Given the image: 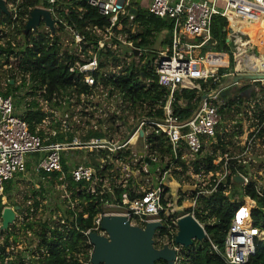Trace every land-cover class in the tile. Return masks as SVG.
<instances>
[{"label": "built area", "instance_id": "obj_1", "mask_svg": "<svg viewBox=\"0 0 264 264\" xmlns=\"http://www.w3.org/2000/svg\"><path fill=\"white\" fill-rule=\"evenodd\" d=\"M4 1L9 15L0 10V45L10 42L16 47L17 44H22L24 38V31L21 35L16 28L24 26L25 30L29 19V14L22 15L21 6L25 1L31 0ZM81 1L39 0V4L34 7L49 11L57 23L53 33L42 20L41 25L45 26V32H39L40 25L37 31L31 30L30 34L36 40L39 33L47 34L48 40L57 39L60 50L56 60L60 63L64 61L67 65L72 75V84L54 94L51 100L44 97L47 90L43 88L40 96L32 97L28 102L30 104L37 101L41 112L46 114L43 123L36 125L35 133L29 130L27 121L16 113L17 101L20 98L4 97L0 91V197L7 182L13 180L15 175L26 173L27 155L39 154L42 160L37 165L36 172L48 174L61 173L62 161L65 159L69 161V154L65 157V153L77 150L103 149L114 153L126 148L141 147L146 156H150L149 159L157 164L159 153L152 149L149 142L152 136H162L166 138L165 145L169 147L175 162L186 150L191 162L194 163L206 152L207 143L211 140L218 148L211 152L216 155L213 162L214 170L208 172L205 168L199 167V172L192 176L195 182L191 198H185L183 202V205L187 206L186 215L178 214V207L167 197L169 184L165 185L164 182L170 172V169L166 168L170 165L166 164L156 186L140 189L138 193H134V199L124 194L122 204L103 203L102 211L94 217L93 227L81 231L91 245L90 233L104 234L101 231V224L105 216H124L131 225L142 228L150 223H161L168 234H161V230L157 232V237L164 245L176 251L175 264H191L189 251L176 245L175 238L179 231L178 222L185 216H192L204 229L206 225L211 224L210 219H206L205 224L197 219L201 197L213 195L221 184H226L228 195L237 176L242 177L243 186L254 185L259 197H264V169L261 168H264V120L262 122L260 120L261 113H264V64L260 69H257L255 64L250 68L246 65L254 61V57L264 59L262 58L264 54L238 30H232L229 51L215 50L218 42L212 36L213 19L216 16L228 19L230 16L233 21L240 24L239 13L251 11L249 13L255 12L259 18L264 19V0H152L147 12L172 24L171 46L153 52L144 51L140 44L141 40L135 41L131 38L141 31L138 32L137 29L141 27L135 22L138 15L131 13L132 10H137L138 13L140 11L136 7L138 5L136 0H84L88 9H95L101 17L107 19L108 24L101 28L90 23L83 32L76 23L64 21L56 11V8H62L68 12L66 8L68 5L82 19L85 8L80 5ZM219 1H223L226 6H219ZM124 17L128 19V25L119 27V32H115L114 29ZM7 19H10V22ZM125 30H130L131 34L125 33ZM195 38L202 39V43L192 44L189 41ZM136 43L140 44L138 57L134 55ZM33 45L31 42L29 47L33 48ZM204 47L211 51L202 52L201 48ZM147 53L151 59L146 58ZM0 54V66L4 64L6 70L13 69L12 66H8L11 61L16 67L20 65L19 61L22 58L20 54L14 53L9 56L6 53ZM148 60L151 63V71L156 76L159 90L167 92L165 104L162 105L163 100H157L153 110L152 101H147L143 105H132L112 84L119 76L126 75V70L133 62L140 68L146 65ZM222 69L228 71L222 74ZM242 75L262 76L263 78L251 82L261 85L260 92L249 103L239 105L240 111L234 110L233 107L236 106L234 105L230 111L225 109L226 114H221L222 108L225 107L221 101L222 95L229 94L233 86L219 89L220 85L230 77ZM210 81L214 85L218 84L217 88L201 90L203 93L201 102L194 116L182 121L174 112L176 94L184 89H196L198 82L207 85ZM154 82L155 80L145 79L138 87L146 92ZM31 85L33 84H29V88ZM28 103L26 104L29 105ZM150 111L153 114L162 111L163 118L150 116ZM125 112L129 114L126 120ZM231 113L239 115L240 122H234ZM228 121L235 124L237 131L232 133L228 131ZM243 121H249L250 125L243 127ZM75 131L82 133L90 131L93 134L104 132V135L113 131L118 136L122 134L123 140H109L105 135L103 139L89 137L86 140L74 139L63 143L53 141L58 134L65 135ZM41 132L43 137L39 135ZM126 137L128 138L125 139ZM228 137L232 140L227 142ZM234 139L236 141H233ZM99 143H109L112 148L92 146ZM227 144L230 149L225 148L228 151L223 153L221 145L228 147ZM232 145L235 150L232 149ZM213 154H209L210 157H213ZM142 157L144 158V155ZM131 158L133 159L132 156ZM134 159H138L136 154ZM79 161H74L75 164L72 165L73 169L70 172L72 180L77 184L82 182L90 184L88 191L93 195L106 194L107 184L103 179L105 177L92 166L79 164ZM103 163L104 161L100 165V171H105ZM241 166L244 168L243 171L238 169ZM246 167L250 169L247 175ZM232 168L236 169V174L232 173ZM128 172L131 173V169L128 168ZM143 172L148 174L146 169ZM229 178L231 182L226 183ZM201 185L205 186V189L200 190ZM83 189L78 188L77 191L83 192ZM65 199L69 202L68 208L77 212L79 204L71 201L68 193L64 196ZM245 199L251 200L250 197ZM85 205L87 206V203ZM26 218H22V221H26ZM56 219L55 216L53 220ZM64 225L67 228L68 224ZM257 242H264V230L237 216L225 238L224 249L211 242L212 253L223 259L225 264H247L255 256ZM10 245L11 248L6 249L4 264H37L49 255L48 248L41 242L34 247L29 244L24 253L18 250L15 253L13 245L19 247L21 244L14 243L13 238ZM93 250V246L92 249H88L89 263ZM13 253L19 255L21 260L12 259L10 254ZM73 256L74 259H81L76 253L72 256L69 254L68 259L71 261Z\"/></svg>", "mask_w": 264, "mask_h": 264}, {"label": "trees", "instance_id": "obj_2", "mask_svg": "<svg viewBox=\"0 0 264 264\" xmlns=\"http://www.w3.org/2000/svg\"><path fill=\"white\" fill-rule=\"evenodd\" d=\"M39 0L25 1L22 8V15L26 16L29 14L30 10L36 7L39 3ZM80 5L85 8L84 13L82 14V19H80L74 12V10L67 5L66 8L68 12L64 11L62 8H56L59 16L66 22L72 24L76 23L79 30L83 32V29L88 26L90 23L97 25L101 28L107 26L108 22L106 18L101 17L95 9H88L87 2H80ZM69 8V9H68ZM140 27L141 31L138 35H132L131 38L135 41L141 40L140 44L143 48L148 47L153 44L157 34L164 29L169 30L171 35L172 24L167 21L160 19L149 12H139L136 21ZM128 25L127 18H121L119 24L114 29L115 32H119V27H125ZM256 24L252 25L255 27ZM233 30V22L230 19L223 16H216L213 19L212 25V36L218 42V51H229L231 46V33ZM24 26L20 27L18 33L23 34ZM127 34H131L130 30L124 31ZM263 32V29H260L251 34L250 42L253 43L254 40H257L259 34ZM47 34L39 33L37 40L33 38L32 34L24 35L22 44H17L16 47H13L10 42H7L5 45H0V53H6L7 56L18 53L21 55L20 65L16 69L11 70L10 78L7 80V89L6 91H1L4 97L13 96L11 90L15 89L13 85L9 83L10 80H15L17 77V71L24 77L22 84H33L35 86H40L41 90L46 88L47 93L44 96L46 99L51 100L53 95L59 93L63 89L72 84V75L69 73L68 67L64 64V61L60 63L56 60V56L59 53L60 47L56 42V38L46 39ZM172 36V35H171ZM31 38L28 42L26 39ZM172 37L163 42L164 46H171ZM33 42V48H30V43ZM1 57V54H0ZM1 61V60H0ZM1 64V68H2ZM4 70L0 69V76ZM145 74L146 80L151 81L155 80L154 83L147 89H139L138 84L143 80L142 74ZM223 74L224 71H221ZM126 75L119 76L116 82L112 84L119 90L132 105H143L147 101H152V110L154 109V104L157 100H163L162 105L165 104V98L167 92L160 91L159 85L156 80L155 74L151 71L150 61L143 67L138 68L135 62L132 63L131 67L126 70ZM1 86V82H0ZM217 85H214L211 81L205 85L202 82H198L196 89L189 90L184 89L180 93L176 94V102L174 104L175 115L178 116L182 121H187L194 116L197 111L201 97H199L201 90H204L205 87L217 88ZM30 89V88H29ZM1 90V89H0ZM31 94L34 95L32 91ZM255 96V94H252ZM257 96V95H256ZM15 97V96H13ZM255 98V97H254ZM20 100V99H19ZM22 102V101H21ZM140 102V103H139ZM21 103L17 102V105ZM29 104V103H28ZM236 103L231 101L226 108H231ZM239 104L244 105V102L240 99ZM27 111L23 114L21 112V117L27 121L29 124V130L32 133L36 131V125L43 123L46 116L45 113L41 112L39 104L37 101L31 102L26 106ZM225 107L222 108L221 114H226ZM229 110V111H230ZM149 115H154L157 118H163V112L157 111L155 114L149 112ZM261 122L264 120V113H261ZM43 137V132L39 133ZM62 133L58 134L54 142L62 141ZM105 135L96 134L92 135L90 138L103 139ZM165 137H154L150 138V144L152 149H156L164 153L165 149ZM226 145H221V150L225 152ZM92 156L89 157H101L106 158L108 154L111 153L109 150L103 149H94L92 151ZM89 154V153H88ZM126 154L129 156L130 151H126ZM165 155V153H164ZM99 157V158H100ZM214 158L208 159L210 163L206 170L213 171ZM66 161V160H65ZM68 161V160H67ZM62 166L64 171L66 170V163L62 161ZM91 166L99 171L101 175H105L104 170L100 171V164L94 162L91 163ZM200 164L196 163L195 172H199ZM239 170H244L241 166ZM232 173L236 174V169L232 168ZM48 173H43L44 177ZM53 174V173H51ZM61 173L53 174V179L57 181ZM231 178V177H230ZM228 179L226 183H230L231 179ZM66 184H68V191L70 193L71 201L79 206L77 207V212H74L68 208L69 202L66 199L60 201L57 206L58 209L63 212V218L66 220L67 228L65 225H57L51 227L50 223L47 221L41 222L38 226L40 231L36 235L41 239V242L48 248L49 255L46 256L43 260H40L37 264H91L89 263V251L92 249V245L89 244V240L85 237L81 231L86 229H91L93 227L94 217L102 211V204L109 202L112 204L120 203L122 204V198L124 194H128L131 199H134L135 195L129 192L124 188H115L114 194H104V195H93L88 191L90 184L86 182L75 183L71 176L66 177ZM63 182H61L62 185ZM226 184H221L216 193L211 196L201 197L197 210V219L201 222L202 220L210 219L212 222L209 225L205 226L208 238L205 241L201 242L199 249L189 251V259L191 264H225L223 259L218 255L212 253V243L218 245L221 249H224V242L229 232L233 220L239 216L243 221L251 223L254 227L264 230V197H259L256 192L254 185L240 186L237 184L232 185V190L227 195L229 190L225 187ZM78 188H85L83 192H78ZM8 192V188H5ZM181 198L177 197L175 200L177 207L183 204L185 198V193L181 192ZM245 197H250L252 201H255L257 208L251 210L249 202L245 201ZM87 203V206L85 205ZM36 208L39 207V203L34 205ZM5 208L3 203V196L0 197V218L2 217V212ZM78 218L82 219V224L78 223ZM12 227L7 231H0V235H7L4 243L0 245V264H4V259L6 258V249L10 246L9 239L13 235ZM1 228V225H0ZM32 224H28L24 229L25 231L32 229ZM48 234H51V237L48 238ZM161 234H168L166 228L161 231ZM17 239V238H16ZM15 241L14 243H17ZM212 242V243H211ZM78 254L81 256V259H68L69 254L74 255ZM23 264V263H20ZM158 264H165V262H158ZM247 264H264V242H257L256 253Z\"/></svg>", "mask_w": 264, "mask_h": 264}, {"label": "crops", "instance_id": "obj_3", "mask_svg": "<svg viewBox=\"0 0 264 264\" xmlns=\"http://www.w3.org/2000/svg\"><path fill=\"white\" fill-rule=\"evenodd\" d=\"M256 24H260V23H256ZM239 25H244V24L240 23ZM250 26H252V25H250ZM242 34L244 35L245 39H247L249 41L251 40V38H249V35L247 33L243 32ZM155 40H156V38H155ZM189 41L192 44L193 43H196V44L202 43V39H199V38L190 39ZM162 44H163V42L161 43V49L165 50L167 48V46H164ZM201 51L206 53L208 51H211V49H209L208 47H204V48H201ZM222 71L226 72L228 70L222 69ZM226 81L227 80H225L224 82H226ZM239 85H241V84H239ZM253 85H256L255 89H253ZM205 88L209 89L210 87H205ZM259 90L260 89L257 87V84L250 83L249 85L244 86L239 91H237L236 94H233V92L231 90L229 94H224V95H222V97H230V95H235L237 98H235V99L233 98L232 99L233 101L234 100L239 101L241 99L244 102V104H246V103H249L251 101V99H254V97H257L256 94L258 95V93L260 92ZM202 94L203 93L201 92V94H199L200 95L199 97H201ZM252 94H255V96H252ZM223 104H225V106H227V104L225 102H223ZM128 116H129V114H128ZM128 126H129V124H128ZM92 135H93V133L90 131H88V133H82V132H76V131L75 132H69V133H65V135L63 134L62 135V141H58V142L63 143L65 141H71L74 139L86 140L87 138L91 137ZM105 135L107 137H109V140H112V139L113 140H123L122 134H120V136H118L113 131L111 133H106ZM228 141L229 140H227V142ZM213 148L218 149L217 145H214V144L211 145L210 149L206 146V152L201 156V158L197 162H194V163L191 162L190 155L186 150H184L179 155L178 161L175 162L173 159V156L170 154V149L167 145H165V149H166V151L164 152L165 155H164V153H161L159 151V149L157 150L159 153L157 164L154 163L152 161V159L151 160L149 159L150 156H146V153L143 151V149L141 147H139L137 149L136 148H126L123 151H114V153L111 152L110 154H108L106 156V157H109V159L103 158V156H101V157L99 156L100 158L99 157L96 158L95 156L90 158L89 156L90 155L92 156V154H93L92 151H94V149L93 150H84L85 156L82 157L81 155H77L78 158H76V161L80 160L78 162L79 164H86L88 166H91V163H94V162L101 165L102 161H104L102 166L105 167V171H104L105 172V175H104L105 178H103V179H105L104 181L107 184V189L105 190L106 194L112 195L115 188H124V189L128 190L129 192H131L132 194H134V193L136 194L140 191V189L149 188L150 186H156L158 179H160L161 173H163L165 171L166 164H169L170 166L172 165L171 167L168 166V168H166V170L170 169L169 174H171V177H170V180L168 182L170 187L173 184L177 183V178H178V176H180L179 172H181L183 174L185 172H188L190 174V178H188V180L191 183H194L195 179L192 178V176H195L194 174H196V172H195L196 163L200 164L201 168L206 169L210 164L208 162V159L214 158V157L216 158V155L209 152L210 150H213ZM227 148L230 149V146L228 145ZM77 151H81V150H77ZM126 151H130L132 155L130 154L128 156L126 154ZM226 151H228V150H225V152ZM135 154L137 155L138 159H134ZM209 154H213V157H210ZM67 155H68V153H65V157H67ZM74 155H76V154H73V153L71 154L72 157ZM143 155H144V158L142 157ZM71 156L68 155L69 161H67V159H65L66 161L64 160V162L66 163V170L67 171H64V169H63V171L61 172V176L59 177V179L57 181H55L53 179V174H56V173L47 174L44 177V175H43L44 172L37 173L36 168H35V170L32 171L31 173H26L25 176H22V177H15L13 180H11L5 184L4 193L2 195L3 198H5L6 193H9L10 189L12 188L11 185L19 184L17 182L21 183L24 180L30 182L32 185V189L34 190L32 195L28 196V197H32L33 200H28L26 202V206H24V204H17L14 207H10L13 209H15V207H19V210L16 211V221L12 225L13 226L12 227L13 235L10 237L9 243H10V240L12 238H15V237L18 238V232H20L21 230L24 231V229L27 227L28 224L26 226H23V228L20 227L21 222L25 223V221H22V217L24 216V213L28 212L29 215L32 216L31 212L33 210H34V212H35V210H37V208L34 205H36V203H39L41 205V203L48 202L49 198L51 197V194L54 195V191H55L56 187H57V189H59V191H61L59 193V196L61 197V199L58 200L57 203H59L60 201L62 202V200L64 199V196L67 193L70 195V193L67 189L68 184L65 183L66 182L65 179L68 175H70V172L73 169V166L75 164V162H71ZM131 156L133 157V159L131 158ZM133 161H137V162H133ZM128 168L131 169V173L128 172ZM145 169L148 170V174L143 172ZM153 172L156 174V176L151 177V173H153ZM12 181H14V183H11ZM61 182H63L62 185H61ZM65 186H67V187H65ZM240 186H243V184H240ZM5 188H8V192H6ZM12 193H13V188H12ZM12 193H11V196H13ZM188 193H189V191L187 189V194H186L187 196H188ZM7 198H10V196H8ZM31 202H33V205H31ZM183 202H184V200H183ZM174 203L177 206L175 201H174ZM253 209H256V207L251 208V210H253ZM20 211H22V212L20 214H18V212H20ZM1 220H2V217H1ZM0 225L2 227V224H0ZM0 230H1V228H0ZM6 236H7L6 234L0 235V245H2L4 243ZM17 243L19 245L20 241ZM9 248H11V245L9 247H7V249H9ZM13 248L15 250V253H17V250L24 253V251L27 248V245L21 244V245H19V247H17V246L15 247L13 245ZM10 256L14 260H16V259L21 260V257L19 255H15L14 253L10 254Z\"/></svg>", "mask_w": 264, "mask_h": 264}, {"label": "water", "instance_id": "obj_4", "mask_svg": "<svg viewBox=\"0 0 264 264\" xmlns=\"http://www.w3.org/2000/svg\"><path fill=\"white\" fill-rule=\"evenodd\" d=\"M140 3V0H136ZM0 10L9 15L5 1L0 0ZM132 14L137 15V10H132ZM42 20L44 24L54 33L56 20L53 19L51 13L41 8H34L29 13V19L24 30V35L30 34L31 30L37 31L41 25ZM140 44H135L134 55H140ZM143 80L146 79L145 74H142ZM263 78L260 75H242L230 77L226 82H223L219 89L232 87L233 94H236L244 86L249 85L252 81ZM13 85V81H10ZM241 84V85H238ZM33 88V85L30 86ZM256 85H253V89ZM228 94V93H224ZM223 94V95H224ZM92 146L109 147V143H99ZM234 182L238 185L243 184L244 181L241 176L234 178ZM15 209L6 207L2 212V227L1 231H7L16 221ZM78 223L82 224V219L78 218ZM179 231L175 238L176 245L182 246L186 249L194 245V241L203 242L207 239L205 229L192 217L185 216L178 222ZM161 223H150L145 228L133 226L128 219L120 215H109L103 218L101 224V231L104 234L95 232L90 233L89 239L94 250L91 255V264H158L162 261L165 264H175L177 253L168 245L162 249L155 246L156 231L162 229Z\"/></svg>", "mask_w": 264, "mask_h": 264}, {"label": "rangeland", "instance_id": "obj_5", "mask_svg": "<svg viewBox=\"0 0 264 264\" xmlns=\"http://www.w3.org/2000/svg\"><path fill=\"white\" fill-rule=\"evenodd\" d=\"M151 4H152V0H142L141 3L138 4L136 7L141 12H146L147 10H149ZM218 5L221 7L226 6V4L223 1H219ZM246 14H248L247 11H244V14H243L244 17H246ZM0 17H1V15H0ZM229 19H230V21L233 22V29L236 31L238 30V32H243V31H245L246 28H251L250 25L260 23V24H256L255 27H252L251 30L247 29L246 33L249 35V38H251L250 36L252 33L256 32L260 29L264 30V24H263L264 19L261 17L259 18L258 14L254 15L253 13H249L248 17H247L248 22H246L245 25H240L241 27L239 26L238 23L233 21L230 16H229ZM7 21L10 22V19H7ZM16 30L19 31L20 28L17 27ZM137 30L139 32L141 30V28L137 29ZM39 32H45V26L43 24L40 26ZM169 33H170L169 30H166V29L159 32L157 34L156 40L153 42V44L148 46V47H145L144 51L153 52V51L160 50L161 49V43L165 42L166 40H168L171 37V35ZM30 39L31 38L26 39L25 41L28 42ZM145 56H146V58L151 59V57H149L148 53ZM8 64H9L8 66L13 67V69H12L13 71H14V69H16L14 62L11 61ZM2 70H4V72L0 76V82H1V86H0L1 90L0 91H6L7 89L9 90V88H7V80H9V78H10L11 72H9V71H11V70H6V66L4 67V64H3ZM16 73L18 74L16 79L10 80V81H13V83H14L13 86L16 87L15 89L11 90V92H12L13 96H15L16 98H20V100H18L17 102L21 103V104L17 105L16 113L21 114V112H23V114H24L27 111V108H26L27 104L26 103H28L32 99V97L40 96L41 88H40V86H35L32 88V90H30L29 89V82L27 84H22L24 77L21 74H19L18 71ZM10 81H9V83H10ZM27 81H28V79H27ZM144 85H146V84H144ZM257 87L260 88L261 85L257 84ZM29 91H33L34 95L31 94V92H29ZM233 98L235 99L237 97L235 95H230V97H222L221 101H222V103L225 102L228 105L231 101H233L232 100ZM234 102L236 103L235 104L236 106L233 107V109L240 111L239 101L234 100ZM226 107L227 106H225V108ZM227 109L230 110L229 108H227ZM127 114H128L127 112H125V114H124L125 120H126ZM230 115L233 118L234 122H240L239 115H237L236 113H232ZM228 123H229V125H228L227 129L230 133L237 131L235 126H234L235 124H232L230 121H228ZM242 124H243V127H245V126L248 127L250 125L249 121H243ZM96 134L104 135V132L95 133L93 135H96ZM127 138L128 137H126L125 139H127ZM227 140H232V138L228 137ZM233 141H236V139H234ZM211 145H212V141L210 140L207 143V147L210 149ZM232 149L235 150L234 145H232ZM213 150H214V148H213ZM213 150H210L209 152H212ZM72 153L76 154V155H74L73 157L71 156V162L76 161V158H78L77 155H81L82 157L85 156V151H72V152L69 151L68 152L69 155H71ZM41 160H42V158L40 157L39 154L27 155L26 156V161H27L26 173H31L32 171H34ZM261 168L264 169L263 167H261ZM245 171H246L245 174L247 175L249 173L250 169L248 167H246ZM26 173L15 175V177L25 176ZM179 174H180V176H178V178H177V183L173 184L171 187L169 185H167V189L169 191L167 197L172 202H174L177 199V197H182L181 192L185 193V198L190 199L191 198L190 195L194 189L193 183H191L188 180V178H190V174L188 172H185L184 174L179 172ZM154 176H156V174L154 172L151 173V177H154ZM170 177H171V174H169L166 177V181L164 182L165 185L169 182ZM11 183H14V181H12ZM17 183H19V184L11 185V187L13 188V193H12V188H11L9 193H6L5 198H3V203L5 204V207H14L17 204H24V206H26V202L28 200H33L32 197H28V196L32 195V193L34 192V190L32 189L31 183L28 181H25V180L22 181L21 183L20 182H17ZM187 189L189 191L188 196L186 195ZM201 189H205V186L201 185L200 190ZM263 191H264V188H263ZM60 192L61 191H59V189H57V187H56L55 191H54V195L51 194V197L49 198L48 202L41 203V205L39 204V207L37 208V210H35V212H34V210L31 212L32 216H30L28 212L24 213V216L22 218L27 217L26 218L27 220L25 221V223L21 222L20 227L23 228V226H26L27 224H32L33 228L30 230H27V231L21 230L18 234V238L17 239H16V237L13 238V239H15V241H18V242L20 241V244H22V245L25 244L27 246H30L29 244H32V247H34L39 242H41V239L36 235V233L40 231V227L38 225L41 222L47 221L50 223L51 227H55L57 225H64V223H66V220L63 218V215H64L63 212L61 210H59L58 206H57V204H58L57 201L61 199V197L59 196ZM11 193L13 196H11ZM8 196H10V198H7ZM245 201L247 202L246 199H245ZM248 202H249L251 208L257 207V204L255 201L253 202L252 200H250V201L248 200ZM31 204L33 205V202H31ZM186 211H187L186 204H184V205L182 204V205L178 206V214H180V215L185 214ZM21 212L22 211L18 212V214H20ZM55 216L57 219L53 220ZM201 222L204 224L206 223L205 220H202ZM0 224H2L1 218H0ZM50 237H51V235L48 234V238H50ZM41 243H43V242H41ZM155 246L158 248H161L162 246H164V242L157 238L155 240ZM200 246H201V242L198 241V242H195L194 247H192L190 249L192 251H194V250L199 249Z\"/></svg>", "mask_w": 264, "mask_h": 264}, {"label": "bare ground", "instance_id": "obj_6", "mask_svg": "<svg viewBox=\"0 0 264 264\" xmlns=\"http://www.w3.org/2000/svg\"><path fill=\"white\" fill-rule=\"evenodd\" d=\"M249 12H251V11H247L248 14H249ZM243 14H244V11H241V12L239 13V15H238V19H239V21H240L241 23L245 24L246 22H248V21H247L248 14H246V17H244ZM253 14H254V15H257V13H253ZM239 26H240V25H239ZM240 27H241V26H240ZM245 27H246V26H245ZM247 29H249V28H246L245 31H243V32L246 33ZM252 44L255 45V46H258V48H259L260 50H262V51H263V54H264V30H263L262 33L259 34L258 39H257V40H254ZM241 45H242V44H241ZM262 58H264V56H263ZM253 59H254V61L250 62L249 64H246L249 68H250L253 64L256 65L257 69H260V68L263 67L264 59H258V58H255V57H254ZM248 200H249V199H248ZM249 201H250V200H249ZM247 202H248V201H247Z\"/></svg>", "mask_w": 264, "mask_h": 264}, {"label": "clouds", "instance_id": "obj_7", "mask_svg": "<svg viewBox=\"0 0 264 264\" xmlns=\"http://www.w3.org/2000/svg\"><path fill=\"white\" fill-rule=\"evenodd\" d=\"M136 3H137V2H136ZM253 202H254V201H253ZM256 208H257V207H256ZM187 213H188V211H186V213L183 214V215H186ZM161 230H163V228H162V229H159V230L156 231V235H155V238H154L155 240L158 238V237H157V232H158V231H161ZM205 231H206V230H205ZM206 233H207V232H206ZM195 242H198V241H194V245H195ZM175 244H176V243H175ZM194 245H193L192 247H194ZM164 246H166V245H164ZM164 246H162L161 248H158V247H156V248H158V249H162ZM178 246H179V245H178ZM181 247H182V246H181ZM192 247H190V248H192ZM183 248H184V247H183ZM190 248H188V249L184 248V249L189 250Z\"/></svg>", "mask_w": 264, "mask_h": 264}, {"label": "flooded vegetation", "instance_id": "obj_8", "mask_svg": "<svg viewBox=\"0 0 264 264\" xmlns=\"http://www.w3.org/2000/svg\"><path fill=\"white\" fill-rule=\"evenodd\" d=\"M82 1H84V0H82Z\"/></svg>", "mask_w": 264, "mask_h": 264}]
</instances>
